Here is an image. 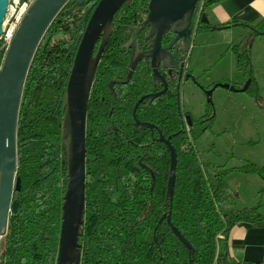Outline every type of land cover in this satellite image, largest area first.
I'll return each mask as SVG.
<instances>
[{
  "label": "trees",
  "instance_id": "16d2710c",
  "mask_svg": "<svg viewBox=\"0 0 264 264\" xmlns=\"http://www.w3.org/2000/svg\"><path fill=\"white\" fill-rule=\"evenodd\" d=\"M76 1L69 0L49 25L25 78L16 126L20 187L12 200L17 211L8 219L0 264L56 262L67 183L66 157L62 162L61 156L62 98L75 46L84 31L85 10L97 0L85 2L83 9L75 7ZM201 1L205 10L223 0H199L197 5ZM147 5L148 0H133L114 14L112 33L90 90L80 264H214L217 259L221 264H236L228 253L230 231L239 224L262 222L264 216L260 204L235 207L226 177L231 171L256 173L262 181L259 194L264 192V165L244 162L227 169L201 161L194 143L208 114L186 129V112L179 110L174 89L169 87L165 95L149 102L147 96L156 89L152 71L143 61L125 82L130 57L123 46L144 19ZM247 28H253L256 37L264 35V20ZM244 39L230 47L236 55V77L230 83L235 88L252 75ZM4 54L0 42V64ZM111 81L116 82L113 92L108 87ZM246 92L259 97L253 79ZM142 98L135 117L152 128L138 126L133 117ZM212 121L209 116L207 127ZM160 136L169 139L177 157L173 196L167 204L170 157ZM169 213L171 224L192 250L168 227Z\"/></svg>",
  "mask_w": 264,
  "mask_h": 264
},
{
  "label": "water",
  "instance_id": "95a60500",
  "mask_svg": "<svg viewBox=\"0 0 264 264\" xmlns=\"http://www.w3.org/2000/svg\"><path fill=\"white\" fill-rule=\"evenodd\" d=\"M68 1L35 0L19 24L0 64V238L2 232L7 229L9 216L17 211V203L12 200L13 193L20 187V180L16 178V126L25 78L46 30ZM88 1L77 0L75 7L83 9L85 2ZM132 1L97 0L85 10L84 31L75 46L73 64L62 98L64 115L61 131V156L62 162L66 157L67 183L61 207L60 234L55 264H80L81 251L78 240L85 210V124L88 100L98 63L112 33L114 14L120 8L129 6ZM198 1L148 0L146 15L136 32L148 26L145 40H148L147 45L150 50L143 52L136 44L134 45L125 82L130 79L140 59L150 60L153 82L158 81L164 87L159 93L148 95L150 100L166 92L167 84L163 76L159 74L157 66L162 68L175 66L170 64L172 58L169 53L161 47V38L165 33L170 32L175 35L173 42L182 39L184 49L180 61L184 62L190 51L192 34L190 22ZM8 5L9 0H0V36ZM203 22L208 24L207 19ZM219 29L223 28L212 27V30ZM251 30L245 41L249 49L256 37V32L253 28ZM133 41L134 37L126 46L129 47ZM252 78L253 76L249 75L241 88H235L229 83H219L214 88L221 87L234 92H246ZM113 84L114 82H110L109 87L112 88ZM211 93L212 89L206 92L209 103ZM142 100L143 98L136 103L133 117L138 126L152 128V125L140 123L135 117V110ZM185 120L188 125H191L189 116H186ZM159 141L167 146L170 157L165 198V204H167L173 196L177 157L169 139L160 136ZM142 167L151 173L148 166L142 165ZM166 222L187 250H192L190 244L171 224L170 213L166 216Z\"/></svg>",
  "mask_w": 264,
  "mask_h": 264
},
{
  "label": "rangeland",
  "instance_id": "374dc122",
  "mask_svg": "<svg viewBox=\"0 0 264 264\" xmlns=\"http://www.w3.org/2000/svg\"><path fill=\"white\" fill-rule=\"evenodd\" d=\"M231 30L227 28L202 32L194 39L187 60V68L193 78L180 85L179 107L182 112L189 113L192 120L208 114L202 119L204 128L194 143L201 161L227 169L238 167L244 162L262 166L264 112L261 110L260 101L247 92L214 88L219 83H232L236 77V55L228 48V43L235 40L234 36L238 32ZM259 39L261 38L257 37L256 43ZM255 47L256 44L253 49ZM259 73L257 70L256 74ZM211 89L209 103L206 92ZM209 116H213L211 127H207ZM226 183L235 207L242 208L241 204L247 202L244 200L255 190L256 203L264 204V192L258 194L262 181L256 173L231 171L226 177ZM251 199L254 200L253 197ZM6 232L7 229L2 232L0 246Z\"/></svg>",
  "mask_w": 264,
  "mask_h": 264
},
{
  "label": "crops",
  "instance_id": "0c3cea01",
  "mask_svg": "<svg viewBox=\"0 0 264 264\" xmlns=\"http://www.w3.org/2000/svg\"><path fill=\"white\" fill-rule=\"evenodd\" d=\"M205 12L207 13L208 21L215 25L214 27L223 28L217 31L225 30L228 27L238 32L234 36L235 40L228 43V48L230 49L232 45H237L242 42L243 38L251 32L247 26L252 27L261 20H264V0H223L206 8ZM202 32L208 31H201L200 34ZM257 37L261 38L258 43H256ZM257 37L253 40V46L249 52V57L252 75L254 76L253 81L257 86V93L259 96L257 100L260 101L261 110L264 112V35ZM255 44L256 47L253 49ZM257 70L260 72L259 75L256 74ZM256 191L257 190L253 191L244 200H247V202H243L241 207H250L260 204L261 213L264 216V204H261V202L256 203L255 200ZM251 197H253L254 200H252ZM228 253L230 259L236 264H264V221L257 222L253 225L239 224L235 226L228 235ZM214 264H221V260H215Z\"/></svg>",
  "mask_w": 264,
  "mask_h": 264
},
{
  "label": "flooded vegetation",
  "instance_id": "af4514ba",
  "mask_svg": "<svg viewBox=\"0 0 264 264\" xmlns=\"http://www.w3.org/2000/svg\"><path fill=\"white\" fill-rule=\"evenodd\" d=\"M145 15H146V13H145ZM145 15H144V17H145ZM205 19H207V21L209 20L207 13L202 8V1H201L199 3V5H197L195 7V10L193 12L191 22H190V29L192 31L191 43H190V52H191V46L193 45L192 43L194 42L193 40L197 37L198 34H200V31H203L204 27L208 28L206 31H211L212 27L215 26V25L211 24L210 21H208V24H205L203 22V20H205ZM143 20L140 23H138V26H135L131 30L132 32H131L130 37L127 41V43H128L134 37V41L131 43V45L129 47H127L126 46L127 43H126L123 46V48L129 53V57H131V55L133 53V48H134L135 44L138 46V49L140 51L146 52V51L150 50L149 46L147 45L148 40H145L146 35H147L148 26H145L142 30H140L139 32H136V29L140 26V24L143 22ZM227 26H229V25H227ZM142 33H143V35H142ZM248 35L245 37L244 43H245ZM174 37H175V35H173L170 32L165 33L161 38V47L165 48L166 51L169 53V55L172 58V61L170 62V64L175 65V66H173L172 68H162L160 66H157V70H158L159 74L161 76H163V78L167 84L166 92L169 89V87L171 89H174L177 92L176 95H177V100H178V104H179V90H180L181 83L185 80L192 79L193 77H192V73L187 68V60L189 59V53L190 52L187 54L186 60L184 62H181L180 59L183 56V49H184L183 41H182V39H177V40H174V42H173ZM129 61H130V59H129ZM141 61H143L145 64L149 65V67L152 71L151 72V81H152V85L155 87L156 90L154 92H151L149 95L159 93L160 91L163 90L164 87L158 81H156L155 83L153 82V69L150 65V60L146 61L144 58H142L138 61V63H140ZM138 63H137V65H138ZM187 76H188V78H186ZM111 82H114V81H111ZM115 83L116 82H114V84ZM114 84H113V86H114ZM113 86H112V88H110L109 84H108V87H109L111 92H113ZM166 92L163 95H165ZM163 95H161V96H163ZM257 95H258V93H257ZM161 96H159V97H161ZM159 97H157V98H159ZM147 98H148V96H147ZM157 98H155V99H157ZM152 101L153 100L149 99V102H152ZM179 110H180V107H179ZM188 114L189 113L186 112L185 118H186V116H189ZM185 118H184V123H185L184 126L186 127V129H192L197 125V124H194V121H196V120H192L191 118H190L191 125H188ZM201 123H203V121H201Z\"/></svg>",
  "mask_w": 264,
  "mask_h": 264
},
{
  "label": "built area",
  "instance_id": "2783aa9c",
  "mask_svg": "<svg viewBox=\"0 0 264 264\" xmlns=\"http://www.w3.org/2000/svg\"><path fill=\"white\" fill-rule=\"evenodd\" d=\"M35 0H9L7 14L2 25L0 42L2 49L8 48L19 24Z\"/></svg>",
  "mask_w": 264,
  "mask_h": 264
},
{
  "label": "bare ground",
  "instance_id": "6f19581e",
  "mask_svg": "<svg viewBox=\"0 0 264 264\" xmlns=\"http://www.w3.org/2000/svg\"><path fill=\"white\" fill-rule=\"evenodd\" d=\"M1 239V238H0Z\"/></svg>",
  "mask_w": 264,
  "mask_h": 264
}]
</instances>
